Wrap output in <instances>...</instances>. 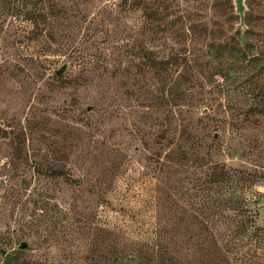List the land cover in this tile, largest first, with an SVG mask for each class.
I'll list each match as a JSON object with an SVG mask.
<instances>
[{"label": "rangeland", "instance_id": "374dc122", "mask_svg": "<svg viewBox=\"0 0 264 264\" xmlns=\"http://www.w3.org/2000/svg\"><path fill=\"white\" fill-rule=\"evenodd\" d=\"M10 1L0 264H264V0ZM216 163L260 175L245 232L206 190Z\"/></svg>", "mask_w": 264, "mask_h": 264}, {"label": "trees", "instance_id": "16d2710c", "mask_svg": "<svg viewBox=\"0 0 264 264\" xmlns=\"http://www.w3.org/2000/svg\"><path fill=\"white\" fill-rule=\"evenodd\" d=\"M38 1L47 2L49 0H21V3L23 4L22 7H26L29 2H31V4L37 3L38 5ZM14 3L15 1L11 0L5 4L7 15L10 14L17 16L18 12L21 11L19 6ZM33 14H36V12H31L29 10L26 11L25 9L22 11L23 16L27 15V17H32ZM36 16L37 15L33 18H36ZM185 61V58L181 59L178 56L158 59L154 55H149L146 59L142 60L140 64L150 69L164 71L166 70V67L173 65L174 63H182ZM184 97L185 94L183 91H179L174 86H171L166 92L162 93L160 101L161 103L175 106L179 104L180 101L184 100ZM207 168H209V173L207 174L206 182L210 183L211 188L208 189L206 187V190H211V193L213 190L212 186L215 185L217 188L216 200L218 207L220 208V217L223 219L222 223L226 226V229L230 228V225L228 224L229 221H227L229 218L227 217L226 211H232L233 218L231 220L233 224L231 226V231L245 232L249 228L250 223H252V225L254 223L255 213L250 207V204H255L257 202V200H248L246 192L251 191L253 183L256 179L260 178V175L256 172L252 173L245 170H234L227 167L225 164L218 163L208 166ZM207 197L209 198V195H207ZM231 200L232 202H230ZM169 264H182V262L180 261V258L172 257Z\"/></svg>", "mask_w": 264, "mask_h": 264}, {"label": "water", "instance_id": "95a60500", "mask_svg": "<svg viewBox=\"0 0 264 264\" xmlns=\"http://www.w3.org/2000/svg\"><path fill=\"white\" fill-rule=\"evenodd\" d=\"M243 1L244 0H234L236 10L240 13L244 9ZM66 69H67V64L65 63L62 66H60L58 69H56L54 72L57 76H60L61 74H63L66 71ZM26 246H27V244L25 242H22L19 247L20 248H26Z\"/></svg>", "mask_w": 264, "mask_h": 264}]
</instances>
